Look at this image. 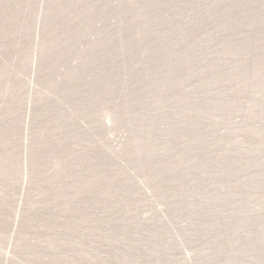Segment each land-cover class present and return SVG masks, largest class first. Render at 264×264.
Wrapping results in <instances>:
<instances>
[{"label": "rangeland", "instance_id": "374dc122", "mask_svg": "<svg viewBox=\"0 0 264 264\" xmlns=\"http://www.w3.org/2000/svg\"><path fill=\"white\" fill-rule=\"evenodd\" d=\"M42 1L0 5V264H264V0Z\"/></svg>", "mask_w": 264, "mask_h": 264}, {"label": "trees", "instance_id": "16d2710c", "mask_svg": "<svg viewBox=\"0 0 264 264\" xmlns=\"http://www.w3.org/2000/svg\"><path fill=\"white\" fill-rule=\"evenodd\" d=\"M3 1L4 0H0V5L2 4ZM28 1L29 0H12L13 3H18V5L19 4L26 5V3ZM52 1L53 0H44V1H42L41 6L44 5V9L45 10H48V11L50 10L51 11V2ZM55 1H56V5H55L54 9H58V10H62L61 8L63 6H67L68 9L72 10L75 6H78V4H79V0H55ZM35 7H36V5H35ZM42 11H43V9H42ZM41 14H42V12H41ZM69 18H71V16L63 17L61 19V22L62 23H66V20L69 19ZM111 28L113 29L114 27L111 26ZM22 158H23V155H21L20 161H22Z\"/></svg>", "mask_w": 264, "mask_h": 264}]
</instances>
